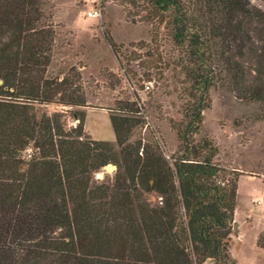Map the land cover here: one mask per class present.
<instances>
[{
	"label": "trees",
	"instance_id": "obj_1",
	"mask_svg": "<svg viewBox=\"0 0 264 264\" xmlns=\"http://www.w3.org/2000/svg\"><path fill=\"white\" fill-rule=\"evenodd\" d=\"M110 1L126 21L148 25L149 41L132 44L144 51L145 82L161 74L159 28L168 29L187 99L182 121H169L176 150L130 141L141 123L136 97L106 110L115 148L82 138L78 71L45 77L54 35L46 2L0 0V264H236L238 174L213 161L208 138L192 137L210 90L257 104L264 119V12L247 0ZM103 38L119 66L120 46ZM48 104L69 108L77 126L64 130L62 113L40 109ZM107 164L111 184L97 183ZM256 247L264 251V233Z\"/></svg>",
	"mask_w": 264,
	"mask_h": 264
},
{
	"label": "rangeland",
	"instance_id": "obj_2",
	"mask_svg": "<svg viewBox=\"0 0 264 264\" xmlns=\"http://www.w3.org/2000/svg\"><path fill=\"white\" fill-rule=\"evenodd\" d=\"M44 1L54 31L45 77L60 78L70 67L78 71L86 100L81 109V137L108 142L115 148L106 110L113 109L115 101L132 102L136 97L141 107L136 118L141 123L132 131L130 141L156 139L166 155L172 154L177 141L169 121H182L181 111L187 99L182 93L186 84L170 65L168 29L159 28L162 64L156 67L161 68V74L149 71L150 82H145L143 73L148 64L142 58L144 51L132 44L149 41L146 23L126 21L120 7L110 0ZM247 1L264 12L260 0ZM104 35L120 46L119 66ZM208 95L209 108L202 112L199 131L192 138H208L217 150L213 161L238 174L229 255L236 264H264V251L256 247L257 237L264 233V119H260L255 103L238 101L225 91L210 90ZM40 109L46 114L62 113L64 130L77 126L69 108L48 104ZM103 168L106 173L96 182L110 185L114 166L107 164ZM154 199L148 196L150 202Z\"/></svg>",
	"mask_w": 264,
	"mask_h": 264
},
{
	"label": "built area",
	"instance_id": "obj_3",
	"mask_svg": "<svg viewBox=\"0 0 264 264\" xmlns=\"http://www.w3.org/2000/svg\"><path fill=\"white\" fill-rule=\"evenodd\" d=\"M149 85L145 86V89H148ZM29 153L26 152V154H24V160H28L29 159ZM106 173V168H102L100 171L96 172L93 174V179L94 180H100L102 179L103 175Z\"/></svg>",
	"mask_w": 264,
	"mask_h": 264
},
{
	"label": "water",
	"instance_id": "obj_4",
	"mask_svg": "<svg viewBox=\"0 0 264 264\" xmlns=\"http://www.w3.org/2000/svg\"><path fill=\"white\" fill-rule=\"evenodd\" d=\"M107 169H111L112 170V167L108 166Z\"/></svg>",
	"mask_w": 264,
	"mask_h": 264
},
{
	"label": "crops",
	"instance_id": "obj_5",
	"mask_svg": "<svg viewBox=\"0 0 264 264\" xmlns=\"http://www.w3.org/2000/svg\"><path fill=\"white\" fill-rule=\"evenodd\" d=\"M208 261L204 262L203 264H206Z\"/></svg>",
	"mask_w": 264,
	"mask_h": 264
}]
</instances>
